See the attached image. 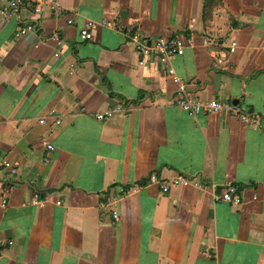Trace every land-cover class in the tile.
<instances>
[{
	"label": "crops",
	"instance_id": "1",
	"mask_svg": "<svg viewBox=\"0 0 264 264\" xmlns=\"http://www.w3.org/2000/svg\"><path fill=\"white\" fill-rule=\"evenodd\" d=\"M59 3L0 1V264H264V127L177 102L264 113V0ZM134 32L185 53L142 63ZM152 175L197 184L164 194Z\"/></svg>",
	"mask_w": 264,
	"mask_h": 264
},
{
	"label": "built area",
	"instance_id": "2",
	"mask_svg": "<svg viewBox=\"0 0 264 264\" xmlns=\"http://www.w3.org/2000/svg\"><path fill=\"white\" fill-rule=\"evenodd\" d=\"M7 4V7L4 9V12L7 15L20 13L21 11L28 9L34 14L40 15L46 6L51 10L55 15L62 14L64 8L60 5L59 0H0ZM98 23L92 20H89L83 26V29L80 32V38L82 41H89L93 37V31L98 27ZM31 30V27H29ZM29 29H22V33H26ZM131 39L136 45V48L139 50L143 60L142 63L146 60L158 61L161 64H165L176 56H182L185 53L187 43L184 39L180 37L172 39H158L155 41H149L144 35L137 34L134 32L133 35L130 34ZM237 43L234 41L229 49V53L233 54L236 51ZM214 55L219 56L216 64L221 65L228 58V54L225 52L217 51L214 52ZM216 56H214L216 58ZM169 74L172 76V79L175 83H179L180 80L176 76L175 71L172 68L168 69ZM181 95V92H179ZM179 107L191 117H197L200 113H206L208 115L218 114L226 110L228 113H231L240 118V120L247 125L248 127H253L256 129H262L264 126V113L254 112L247 113L244 112L239 106L236 105H226L218 100L203 101L196 100L192 97H185L183 99H178ZM119 107L113 110H108L98 115L100 121H104L114 115L115 112L119 111ZM7 167L10 165L7 164ZM197 182L191 180L185 176L179 175L171 180H164L157 175H152L148 182L145 185H154L158 186L162 193L169 194L173 187L176 186H188ZM219 200L224 201L229 204L239 205L241 202L239 191L237 186L228 182L221 187V192ZM112 217L115 221H118L120 215L118 212L114 211Z\"/></svg>",
	"mask_w": 264,
	"mask_h": 264
}]
</instances>
